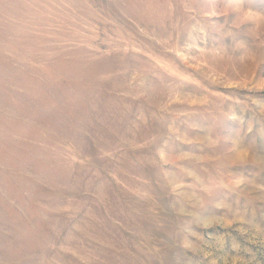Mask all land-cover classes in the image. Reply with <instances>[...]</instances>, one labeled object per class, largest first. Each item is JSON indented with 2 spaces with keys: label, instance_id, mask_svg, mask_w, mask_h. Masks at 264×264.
I'll return each instance as SVG.
<instances>
[{
  "label": "rangeland",
  "instance_id": "rangeland-1",
  "mask_svg": "<svg viewBox=\"0 0 264 264\" xmlns=\"http://www.w3.org/2000/svg\"><path fill=\"white\" fill-rule=\"evenodd\" d=\"M0 264H264V0H0Z\"/></svg>",
  "mask_w": 264,
  "mask_h": 264
}]
</instances>
